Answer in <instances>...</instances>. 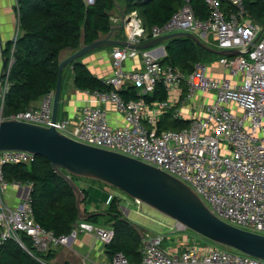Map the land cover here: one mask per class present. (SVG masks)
Listing matches in <instances>:
<instances>
[{"label": "built area", "instance_id": "2783aa9c", "mask_svg": "<svg viewBox=\"0 0 264 264\" xmlns=\"http://www.w3.org/2000/svg\"><path fill=\"white\" fill-rule=\"evenodd\" d=\"M95 1L85 0L88 5ZM204 1L210 10L208 20H199L191 0H184L182 8L164 26H154L150 31L139 13L132 11L123 21L127 41L140 45L146 43L149 35L152 40L174 32L213 34L219 50L250 49L244 55L221 57L220 64L232 78L211 77L206 65L201 63L186 74L162 64L151 49L117 47L112 54L114 73L105 80L112 90L85 91L88 100L78 123L72 125L67 120H58L53 124L54 92L45 95L39 106L10 117L4 115L10 61L0 80V121L15 119L54 126L79 142L154 166L188 185L222 221L264 235V28L245 14L243 0H230L236 9L230 15L223 11L220 0ZM112 21L116 23L118 19L112 17ZM19 36L18 29L12 40L14 47ZM137 57L142 58L143 67L127 70L125 63ZM158 84L165 87L167 100L146 103L143 97L153 93ZM129 85L139 91L137 100H125L120 94ZM199 93H211L214 98L208 103L193 105L195 112L188 119L179 112L174 114L175 119L191 121L188 128L160 131L159 123L165 113L177 109L182 100L183 104L193 101ZM108 105L124 117L123 127L111 125ZM35 159L25 151H0V249L10 239L26 248L22 240L25 236L38 253L46 255L67 246L78 232L91 233L98 241L110 244L114 238L111 227L79 220L71 235L57 237L36 222L31 208L33 184L10 182L4 173L7 165L31 164ZM11 189L17 190L22 199L17 207L6 201ZM114 196L110 193L106 205ZM175 229L188 230L179 223ZM164 239L159 234L144 235L142 259L138 264H264L258 258L216 243H209L204 249L191 245L181 254L171 255L163 248ZM110 264L132 263L118 254Z\"/></svg>", "mask_w": 264, "mask_h": 264}, {"label": "trees", "instance_id": "16d2710c", "mask_svg": "<svg viewBox=\"0 0 264 264\" xmlns=\"http://www.w3.org/2000/svg\"><path fill=\"white\" fill-rule=\"evenodd\" d=\"M220 1L227 13H236L230 0ZM243 2L245 14L264 28V0ZM117 4L122 5L125 13L137 11L150 31L154 26H164L182 8L184 0H96L92 5L85 0H17L20 36L15 47L11 41L3 51L6 68L12 61L4 115L10 117L25 112L33 107V103L54 92L63 53L77 51L83 44H91L108 35L115 26L112 13L116 11ZM191 4L199 20L209 19L210 10L204 0H191ZM151 38L149 35L146 42ZM166 44L167 56L161 63L186 74L193 72L196 64L205 65L208 58L216 57L190 38H174ZM72 65L77 89L89 92L112 90L105 80L92 74L81 59ZM120 94L125 100L139 98V91L130 85ZM143 99L148 104L165 102L167 91L162 84H158L153 93ZM190 124L189 120L173 119L172 112H167L162 116L159 127L160 131H179ZM4 173L10 182L33 184L31 208L39 225L57 237L71 235L79 221L76 196L47 159L36 157L31 164L7 165ZM73 179L86 195L83 205L90 216L84 221L114 229V238L107 245L109 258L112 260L114 256L123 254L130 263H140L144 231L126 217L122 199L114 196L106 205L110 197L104 189L106 185L89 179ZM84 181L92 184L84 185ZM98 183L100 186H96ZM22 240L26 248L14 239L2 245L0 264H51L53 251L48 255L38 253L28 237L24 236Z\"/></svg>", "mask_w": 264, "mask_h": 264}, {"label": "water", "instance_id": "95a60500", "mask_svg": "<svg viewBox=\"0 0 264 264\" xmlns=\"http://www.w3.org/2000/svg\"><path fill=\"white\" fill-rule=\"evenodd\" d=\"M125 18L124 13L121 14ZM125 22L113 26L110 33L91 44H83L72 55L60 61L56 90L54 91L53 124L58 121L62 76L65 67L74 64L95 50L128 47L139 51L151 49L174 38H190L196 44L219 56H240L250 52L241 50H214L202 45L193 33L174 32L140 45L126 40H114L117 30H124ZM164 53V48H162ZM4 60L0 80L4 78ZM0 151H25L35 157H44L53 170L60 174L76 196L79 220H86V195L73 177L99 181L115 188L135 201L147 205L188 230L245 255L264 261V235L240 229L218 218L188 185L176 177L144 162L120 153L79 142L58 131L54 126L44 127L15 119L0 121Z\"/></svg>", "mask_w": 264, "mask_h": 264}, {"label": "crops", "instance_id": "0c3cea01", "mask_svg": "<svg viewBox=\"0 0 264 264\" xmlns=\"http://www.w3.org/2000/svg\"><path fill=\"white\" fill-rule=\"evenodd\" d=\"M116 11H113V17L118 19L115 26H120L124 19L122 18V13H125V9L121 4H117ZM222 5V1H221ZM17 0H0V76L4 66V57L3 51L6 45L13 40L16 32L20 28L18 12L16 10ZM223 9V8H222ZM223 11L230 15L223 9ZM20 31V30H19ZM201 41L202 45L210 49H218L217 37L213 34L206 33H196L195 34ZM114 40H126L127 35L125 30H117L113 34ZM166 42L158 45L157 47L164 48V53L162 48L156 49L153 54L161 62L167 56L166 51ZM115 50L112 48H102L93 51L87 56L81 59V62L85 64L88 69L94 74L97 78L106 80L108 77L112 76L114 73L113 67V58L112 54ZM74 51H66L61 56L60 60H63L73 54ZM217 58H209L206 60L209 65H212L208 69V75L214 78H224L229 77L228 71L220 64L221 57L215 54ZM219 57V59H218ZM218 59V60H217ZM208 64H205L206 67ZM125 67L129 71L140 70L143 67V61L141 57L130 59L125 63ZM208 68V67H207ZM182 95H186V88L183 87ZM214 95L211 93H199L198 98L189 100L183 104L180 101L177 109H170L172 112V118L176 112L181 113L182 117L187 119L193 111V105L203 104L212 101ZM88 100V96L85 91H81L75 87L74 84V72L73 65L65 67L62 76V98L59 110L58 120L69 121L72 125L78 123L81 116V109L85 105V102ZM40 101L33 103V107L39 106ZM197 106V105H196ZM107 110L109 112V120L113 127H123L126 122L124 117L119 113H116L114 108L111 105H108ZM62 112V118H61ZM197 112V111H196ZM200 115H203V112H200ZM61 118V119H59ZM185 118V119H186ZM181 120V119H179ZM6 201L12 206L17 207L22 199L17 190L11 189L6 195ZM123 206V203H122ZM137 226L143 229L142 239L144 235L148 234V229L146 226L136 222ZM170 228L166 229V232H159V235H162L165 239L163 242V248L170 253L171 255H179L185 250L188 249L191 245H197L198 247L204 249L206 247V240L204 237L199 236L198 234H190L184 231H178L176 229H171L173 224L167 223ZM174 226V225H173ZM147 232V233H146ZM185 239H188L189 242L186 243ZM49 254V253H48ZM46 254V255H48ZM45 255V254H44ZM53 259L50 262L51 264H110L111 259L107 253V245L98 241L96 237L87 232H78L75 237H71L67 246H62L55 251H53Z\"/></svg>", "mask_w": 264, "mask_h": 264}, {"label": "rangeland", "instance_id": "374dc122", "mask_svg": "<svg viewBox=\"0 0 264 264\" xmlns=\"http://www.w3.org/2000/svg\"><path fill=\"white\" fill-rule=\"evenodd\" d=\"M215 58H217V56L214 57L213 59H215ZM218 59H219V57H218ZM205 64H208V62H205ZM207 67L209 69L210 67H212V65L208 64ZM230 77L232 78V76H230ZM61 118H62V112H61ZM61 118H59V119H61ZM83 184L84 185H91L92 183L89 181H84ZM104 185H106V184H104ZM96 186H100V184L98 183V184H96ZM106 186L104 188L105 191H107L108 193L114 194L115 196H119L122 199V203H123L122 207L124 208L123 211H124L126 217L129 220H131L132 223L137 224L136 222H138L139 224H142V225L146 226L148 229H150V230H147L149 235H158L159 232H162V231L166 232V229L170 228L167 225V223L173 224L174 226L172 225L171 229H175V225H176L175 221H173V220L169 219L168 217L160 214L159 212L155 211L154 209L148 207L147 205L137 204L134 199L130 198L126 194L122 193L121 191H119L115 188H112L109 186L106 187ZM186 232L193 234V235L194 234L196 235V233H194L191 230H187ZM204 240H206V245L209 243H213L212 241H210L208 239H204Z\"/></svg>", "mask_w": 264, "mask_h": 264}]
</instances>
